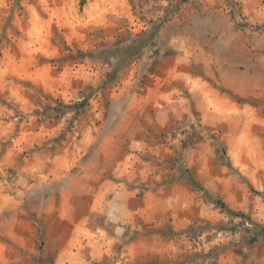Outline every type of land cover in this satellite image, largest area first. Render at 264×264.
Masks as SVG:
<instances>
[{"label": "rangeland", "instance_id": "obj_1", "mask_svg": "<svg viewBox=\"0 0 264 264\" xmlns=\"http://www.w3.org/2000/svg\"><path fill=\"white\" fill-rule=\"evenodd\" d=\"M0 264H264V0H0Z\"/></svg>", "mask_w": 264, "mask_h": 264}, {"label": "trees", "instance_id": "obj_2", "mask_svg": "<svg viewBox=\"0 0 264 264\" xmlns=\"http://www.w3.org/2000/svg\"><path fill=\"white\" fill-rule=\"evenodd\" d=\"M85 1H82V4H84ZM85 105V102H81L79 104L74 105L75 107H83Z\"/></svg>", "mask_w": 264, "mask_h": 264}]
</instances>
